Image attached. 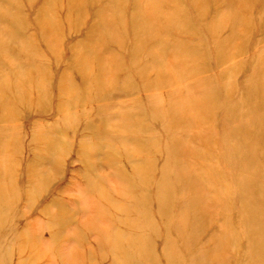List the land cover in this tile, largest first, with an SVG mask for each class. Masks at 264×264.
I'll list each match as a JSON object with an SVG mask.
<instances>
[{
	"label": "rangeland",
	"instance_id": "374dc122",
	"mask_svg": "<svg viewBox=\"0 0 264 264\" xmlns=\"http://www.w3.org/2000/svg\"><path fill=\"white\" fill-rule=\"evenodd\" d=\"M0 264H264V0H0Z\"/></svg>",
	"mask_w": 264,
	"mask_h": 264
}]
</instances>
